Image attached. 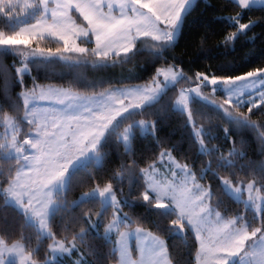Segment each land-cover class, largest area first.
Wrapping results in <instances>:
<instances>
[{"label": "snow or ice", "instance_id": "obj_1", "mask_svg": "<svg viewBox=\"0 0 264 264\" xmlns=\"http://www.w3.org/2000/svg\"><path fill=\"white\" fill-rule=\"evenodd\" d=\"M233 2L241 10L264 6V0ZM193 8L194 0H0V72L11 76L3 64V56H22V66L14 67V83L11 79L5 81L4 104L8 111L0 105V126L5 129L0 138V161L5 164L0 167V194H3L0 206L13 205L25 223L35 228L38 240L50 241L48 249L53 255H71L77 251L78 242L83 243L89 229L100 237L99 223L111 208L112 219L100 238L110 244L108 255L115 264H184L173 256L160 236L133 227L138 221L122 211V204L130 202L126 197L117 200L112 184L85 192L70 205L64 196L88 162L102 163L103 147L123 120L143 113L169 89H176L181 81H187L196 86L176 89L170 105L175 111L187 113V124L192 128L199 154L211 156L216 146H208L204 127L196 125L190 107L194 99L222 113L229 125L223 132L233 146L227 154L215 157L217 168L231 170L230 176L245 168L253 175L259 171L260 179L247 183L213 172L225 194L242 203L245 209L254 210L253 219L241 223L245 220L242 214L225 219L216 211L219 201L213 203L212 186L206 188L200 183L213 171L211 161L197 174L188 164L178 163L171 150L162 149L158 160L146 167H139L136 159L130 164L122 163L115 178L129 181V194L136 185L143 188V202L160 215H174L171 234L191 232L198 245L197 264H264V162L239 164L246 153L235 147L230 135L232 130L248 129L264 147V125L251 119L255 109L264 107V91H259L264 89V68L242 75L197 72L193 80L177 65L170 64L157 68L145 85L110 86L91 94L71 88L41 87L35 84V77H32L31 89L24 82V77L31 74L32 63L50 67L57 61L63 62L80 77V68L89 64L97 68L115 64L120 58L136 54L140 50L138 45L145 41H150L152 54L160 57L165 49L175 46ZM77 13L82 22H78ZM224 22L236 26L222 42L229 47L255 23H241V12L226 17ZM47 37L57 41L55 49L37 45L31 51H21V46L31 48L33 41ZM93 41L94 46L89 47ZM90 56L94 59L90 60ZM234 70L231 63L219 68L221 72ZM78 82L85 87L97 86L94 82ZM15 87L21 91L12 97L11 89ZM204 88L211 89L208 95L203 94ZM217 93L223 96L221 102L211 98ZM245 107L247 114L241 111ZM137 128L152 136L157 131L155 121L132 120L116 135V142L122 143L125 151L133 155L131 142ZM157 163L171 170V179H157ZM97 199L101 207L96 220L86 214L88 228L74 233L71 240L67 236L57 239L51 227L56 212ZM254 221H259V226L252 227ZM114 233L117 238L112 240ZM132 239L134 247L130 243ZM38 251L23 236L11 245L0 237V264H48L47 260L33 258ZM91 254L97 256L95 251ZM74 264L93 262L86 261L82 255ZM95 264L102 262L96 260Z\"/></svg>", "mask_w": 264, "mask_h": 264}, {"label": "trees", "instance_id": "obj_2", "mask_svg": "<svg viewBox=\"0 0 264 264\" xmlns=\"http://www.w3.org/2000/svg\"><path fill=\"white\" fill-rule=\"evenodd\" d=\"M236 12H241V23L249 21H255V23L245 33L238 35L232 46H225L222 42L229 33L235 31L236 26L224 21L226 17L233 16ZM75 15L78 22L83 20L78 13ZM31 45L53 49L58 46L57 41L51 37L33 41ZM138 47L140 50L136 54L128 58H120L119 62L109 64L107 67L97 68L89 64L87 67L80 68L79 72L82 73L80 77L77 76L76 70L67 69L63 62L57 61L50 67L32 63L30 64L31 74L24 77V82L28 89L32 88L34 84L32 77H35V84L38 85H62L80 92L93 93L110 86L146 84L155 75L157 68L170 64L179 66L187 76L197 72L240 75L263 68L264 6L257 5L251 9L241 10L233 0H194V8L187 16L182 33L174 47L165 49L160 57L152 54L150 41H145ZM89 59L92 60L94 57L90 56ZM113 59L116 58L113 57ZM2 60L11 74L8 76L0 72V105L4 106L5 111H8L4 104L5 81L11 79L14 83V67L21 65L22 56L8 54L3 56ZM229 63L235 67L234 71H219L221 65ZM78 80L94 82L97 86L85 87L84 83H80ZM183 82L177 84L176 89L181 88ZM176 89H169L159 102L145 109L143 113L123 120L103 147L105 156L102 163L95 165L94 162H88L86 168L77 174L71 190L65 194L64 199L70 205L71 202L78 201L77 198L82 192L95 186L112 184L118 200H123L126 197L130 202L122 204V211L138 221L133 227L138 226L160 236L165 240L173 256L183 261L184 264H196L198 245L192 238L191 232L186 235L171 234L169 231L171 221L176 217L160 215L158 211L149 208L142 200L143 188L139 185H136L129 194V181L115 178V173L120 170V165L122 163L130 164L132 159H136L139 167H146L148 163L158 160L162 149L171 150L172 155L178 161L191 166L197 174L211 161L213 171L208 172L200 181L212 186L213 203L218 200L217 208L222 210L225 215H235L246 211L250 218L254 217L253 211L245 209L242 203L236 202L225 194L220 187L219 179L213 175V172H218L219 176H229L233 180L243 179L245 183L252 179L259 180L260 175L258 170L257 174L253 175L248 168H245L243 172L238 171L235 176H230L231 170L217 168L215 157L221 153L227 154L233 146L225 138L223 132V129L229 125L222 113L202 103L199 99H194L190 107L196 125L204 127L208 146H216V150L211 156L199 154L198 145L192 136V128L187 124V113L175 111L170 105V100L175 99ZM19 91L21 89L15 87L11 89L10 94L15 97ZM216 95L221 96L222 94L217 93ZM241 111L247 114V107ZM251 119L264 125V107L255 109ZM132 120L155 121L157 128L155 136L146 135L139 128L135 129V138L131 142L134 155L126 152L122 143L116 142V135L120 134ZM4 131V127L0 126V138H3ZM230 135L235 140V147L246 153L245 157L238 161L239 164H247L248 161H252L258 165L260 162H264V147L261 146L254 132L248 129L232 130ZM0 167H5L3 161H0ZM2 199L3 194H0V200ZM100 207L99 199H97L78 207L61 209L52 218V231L57 234V239L67 236V239L71 240L74 233H79L82 228H88L86 214L90 215L92 220H96V213ZM111 214L112 209L109 208L99 223L100 237L103 235L105 226L112 219ZM5 216L6 219H0V237L5 239L8 244L20 240L21 236L25 237L31 248L39 249L33 258L37 261L45 260L49 253L50 241L38 240L35 228L25 223L13 205L0 206V217ZM100 237L94 230L89 229L83 243L78 242L77 251L71 255L63 254L48 264H71L75 258L82 255L86 261L93 262V264L96 260L101 261L102 264H115V261L108 255L110 244ZM112 240H115L114 235H112ZM131 244L133 247L135 246L134 241ZM93 251L97 253V256L94 257L91 254Z\"/></svg>", "mask_w": 264, "mask_h": 264}, {"label": "rangeland", "instance_id": "obj_3", "mask_svg": "<svg viewBox=\"0 0 264 264\" xmlns=\"http://www.w3.org/2000/svg\"><path fill=\"white\" fill-rule=\"evenodd\" d=\"M83 19V18H82ZM82 22V21H81ZM93 44V45H92ZM91 45H89V47H93L94 46V41H93V43H92ZM32 48H35V47H33L32 45H31V48H27V49H25V48H23V46H21V51H31V49ZM20 66H22V65H20ZM20 66H18V67H20ZM163 67V66H162ZM162 67H160V68H162ZM164 67H166V66H164ZM178 68H180L179 66H178ZM264 68V67H263ZM181 69V68H180ZM206 74V73H205ZM195 75L196 74H194V75H191V76H189V77H192L193 78V80H195ZM240 75H242V74H240ZM184 82H185V84H184ZM182 84V86L181 87H187V88H194L195 86H196V84L193 82V83H189V82H187V81H184ZM147 84V83H146ZM43 85V84H42ZM52 85H54V84H52ZM52 85H49V86H52ZM135 85H145V83H142V84H133V85H123V86H114V87H117V88H119V87H124V86H135ZM45 86H48V84H46ZM58 86H61V85H58ZM63 87H67V88H70V87H68V86H63ZM30 89V88H29ZM72 89V88H71ZM72 90H75V89H72ZM75 91H77V90H75ZM210 91H211V89L210 88H204L203 89V94L204 95H208L209 93H210ZM259 91H264V89H259ZM80 92V91H79ZM99 92V91H98ZM81 93H85V94H91V93H86V92H81ZM212 99H216L217 100V102H221L222 101V99H223V96L221 95V96H217V95H215V96H212L211 97ZM198 126V125H197ZM125 127H127V126H125ZM123 132V131H122ZM121 132V133H122ZM171 155H172V153H171ZM172 157H174L173 155H172ZM175 158V157H174ZM175 160L178 162V163H180V164H185V163H183V162H181V161H178L176 158H175ZM143 168V167H142ZM157 168H158V176H157V179H160V180H163V179H171L172 178V176H171V170L168 168V167H166L164 164H160V163H158L157 164ZM179 175V174H178ZM200 183L201 184H203L201 181H200ZM247 183V182H246ZM106 185H108V184H105V185H103V186H95L94 188H100V189H102V188H104ZM206 188L208 187V185L207 184H203ZM94 188H92V189H94ZM92 189H90V190H88V191H91ZM88 191H85V192H88ZM85 192H82L81 193V195L77 198V200H79L80 198H81V196H82V194L83 193H85ZM113 192H114V189H113ZM115 193V192H114ZM116 195V194H115ZM246 195L247 194H245V198H246ZM116 198H117V196H116ZM117 200H118V198H117ZM244 206V205H243ZM248 210H252V209H248ZM216 211H220L221 212V215L225 218V219H228V218H234V217H236V216H239V215H244V217H245V220L244 221H241V223H245V222H248V221H251L252 219H253V217H249L248 215H247V213H246V211H244V212H239V213H237V214H235V215H225L224 214V212L222 211V210H220V209H218L217 207H216ZM253 211V216H255V212H254V210H252ZM109 223V222H108ZM257 226H259V221H254L253 223H252V227H257ZM135 227H138V226H135ZM114 236H115V239H116V234L114 233L113 234ZM9 245H11V243H9ZM250 251H251V249H249ZM196 255H197V253H196ZM60 256H62V255H53L51 252H49L48 253V255H47V257H46V259L45 260H47V262L49 263L50 261H52V260H54V259H56V258H59ZM80 257H77V258H75L74 259V261H76L77 259H79ZM45 260H43V261H45ZM74 261L71 263V264H74ZM42 262V261H41ZM196 264H197V257H196Z\"/></svg>", "mask_w": 264, "mask_h": 264}, {"label": "crops", "instance_id": "obj_4", "mask_svg": "<svg viewBox=\"0 0 264 264\" xmlns=\"http://www.w3.org/2000/svg\"><path fill=\"white\" fill-rule=\"evenodd\" d=\"M45 85L46 84H43V85H40L41 87H45ZM49 85H52V84H48V86ZM53 87H57V88H67V87H63L62 85L61 86H58V85H52ZM31 89V88H30ZM75 91V90H74ZM103 91V90H102ZM99 92H101V91H99ZM98 93V92H97ZM158 164V163H157ZM146 232H150V231H148V230H146V229H144ZM152 233V232H151ZM155 235V234H154ZM117 238V237H116ZM132 241H134L135 242V240L134 239H132L131 241H130V243H132ZM196 257H197V255H196ZM135 258V257H134Z\"/></svg>", "mask_w": 264, "mask_h": 264}]
</instances>
